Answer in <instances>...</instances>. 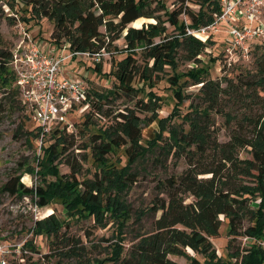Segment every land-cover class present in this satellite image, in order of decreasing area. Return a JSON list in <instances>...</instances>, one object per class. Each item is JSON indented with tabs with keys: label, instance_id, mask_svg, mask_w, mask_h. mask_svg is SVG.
Instances as JSON below:
<instances>
[{
	"label": "trees",
	"instance_id": "16d2710c",
	"mask_svg": "<svg viewBox=\"0 0 264 264\" xmlns=\"http://www.w3.org/2000/svg\"><path fill=\"white\" fill-rule=\"evenodd\" d=\"M177 2L180 7L170 10L159 0H20V4L30 8L27 11L31 16L24 20L26 23L34 21L36 16L54 23L50 40L55 44L68 43L71 52L88 53L90 58L99 55L100 60L105 52L112 49L123 54V59L110 75L114 79L115 93L135 100V107L115 115L112 110L104 112V106L113 105L119 96L113 93V97L104 100L97 92L89 91L88 103L93 114L88 115L86 125L95 123L97 115L114 118L113 124L103 133L92 137L91 146L83 148L91 149L92 158L100 167L93 177L79 178L83 175V167L75 157H71L70 152L76 146L75 138L73 134L66 133L65 128L51 134L59 140L49 145L45 153L51 163L59 158L64 161L70 173L60 175L56 165L50 169L56 181L48 183L44 174L42 184L36 188L25 186L20 176L12 177L0 188V193L30 196L32 199L37 197L35 204L39 208L60 199L67 205L71 217H91L96 226L102 228L111 222L116 224L119 239L109 246L111 257L108 261L111 264H180L172 257L186 258L187 264H200L191 253L210 255L212 240L220 236L224 221H228L233 241L241 236L255 241L264 239L263 52L257 63V75L244 80L245 84L241 86L230 82L224 87L219 81L206 80L203 77L208 74L205 68H194L188 73L195 84H202L201 104H192V110L184 117L185 124L170 131L173 144L160 146V151L167 155L173 152L177 160L184 159L188 167L179 176L158 180L157 188L163 196L158 197L148 212L137 220L141 223L145 216H151L154 218L151 229L137 236L138 242L129 250L125 249L123 231L130 220V211L119 203L117 194L138 181V174L132 167L148 154H154V149L164 141V119H160V133L149 147L143 146L142 129L138 124L141 119L137 113L155 111V106L139 96L148 88L158 105L160 98L153 90L166 67L177 70L176 60L180 52L188 61L197 65L201 63L199 57L207 49V44L189 35L187 30H199L212 24L214 16L222 10L219 0ZM189 4L198 6L199 13L192 11ZM182 16H187L190 24L182 21ZM141 18L155 19L156 22L141 28L133 27L132 24ZM168 25L173 28V34H168ZM120 41L124 42L125 48H118ZM11 58V51H0V91L4 94L0 100V123L9 106L19 103L25 110L18 90L12 86L15 75L10 67ZM94 69L102 73V63H97ZM183 77L187 75L175 73L168 80L171 88L176 89V105L171 116L176 112L178 115L186 102L183 89L186 82L181 84ZM236 105L244 107L241 112L229 111ZM213 114L222 115L229 125L233 123L236 126L230 129L227 142L218 141ZM115 149H124L128 157V163L121 169L109 164L108 156ZM242 150H247L251 158H241ZM84 160L87 161L88 157ZM256 202L258 206L255 208ZM247 221L251 225L245 229ZM69 225V222H62L51 215L35 223V234L47 236L52 244L63 241L69 250L55 248V253L62 258L81 261L85 247L63 235L64 228ZM258 241L254 247L236 252L234 257L238 264H264V249L258 248ZM31 248L34 249L33 246Z\"/></svg>",
	"mask_w": 264,
	"mask_h": 264
},
{
	"label": "rangeland",
	"instance_id": "374dc122",
	"mask_svg": "<svg viewBox=\"0 0 264 264\" xmlns=\"http://www.w3.org/2000/svg\"><path fill=\"white\" fill-rule=\"evenodd\" d=\"M159 1L166 4L170 10L180 7L177 0ZM189 5L192 11L199 13L198 6ZM27 10L29 11L30 8L27 9V6L20 4V0H0V51H14L25 32L35 38L51 41L54 23L40 16H36L34 21L26 23L24 20L31 16ZM181 20L190 24L187 16H182ZM262 20L264 23V13ZM155 22V19L141 18L132 26L141 28ZM224 29L225 27H222L223 31ZM223 31L212 34L207 40V49L199 57L200 64L188 61L183 57L184 53L180 52L176 60L177 70L165 68L161 74L162 79L153 90L160 98L158 105L156 99L151 98L152 95L149 94L150 89L148 88L144 89L139 96L151 106H155V111L137 113L141 119L138 124L142 129L143 146L149 147V143L160 133V119H164L162 121L164 141H161L160 145L154 149V154H148L132 167V170L138 174V181L124 192L117 194L119 203L128 207L130 211V220L123 231L126 251L138 242L137 236L145 234L151 229L154 219L151 216H145L141 223L137 220L142 216L141 214L148 212L158 197L163 196L160 189L157 188L158 180H165L172 175L179 176L188 167L185 160H177L173 152L167 155L166 152L160 151L161 147L167 143L173 144L170 131L185 124L184 117L192 110L191 105L201 104L199 94L202 84H195L188 73L194 68H205L208 74H204L203 77L206 80L219 81L224 87L230 82L234 86L244 85V80L258 73L257 63L264 52V38L254 41L248 58H244L241 55L229 53V37ZM173 33V28L168 25V34ZM117 45L119 49L125 48L123 41L118 42ZM123 57V54H117V51L112 49L110 52H105L101 60L90 57L70 58L61 66V73L68 79L85 80L89 85V90L97 92L104 100L113 97V93L118 95L119 97L114 100L113 105L106 104L103 108L104 112L112 110L115 115L118 112H123L126 108L133 109L135 107V100H129L121 96L120 93H115L114 79L110 75L115 65ZM99 62L102 63V73H97L94 69ZM175 73L187 75L181 80V84L186 82L183 84L186 102L180 107L178 115L176 112L174 116H171L176 105V89L171 88L168 80ZM1 86L0 80V88ZM12 86L17 89L15 83ZM3 96L4 94L0 91V100ZM232 103H230V108L233 107ZM18 108H21L19 103L9 106L0 123V188L16 176H20L21 183L29 188L41 185V178L44 174L48 183H53L56 181V177L50 173V169L56 165L60 175L69 174L70 168L64 161L59 158L51 163L45 153V149L57 142L59 138L50 136L48 141L41 145L36 136L37 125L26 110ZM243 108L241 105H236L229 111L241 112ZM91 113L93 114V110L90 105L86 110H76L69 116V125L66 128V133L73 134L75 138L76 146L70 152L71 157H75L83 167V175L79 177L81 180L92 178L100 168L92 158L91 149H83L84 146H91L92 137L103 133L114 122L112 117L106 118L104 115H97L94 119L95 123L88 126L86 120ZM238 116L240 115L238 114ZM152 120L156 121L152 123ZM212 120L215 123L214 128L218 141L227 142L230 138V129L236 126L233 123L229 125L222 115L213 114ZM240 154L243 159L251 158L247 150H242ZM84 157H88V160L85 161ZM62 159L64 160V158ZM108 159L109 164L115 165L119 169L128 163L124 149H115ZM36 201L37 197L32 199L30 196L17 197L0 193V242L8 244L11 250V254L6 258V264H111L108 261L111 257L109 246L119 239L116 224L111 222L102 228L96 226L95 220L91 217H71L66 209L67 205L60 199L50 201V204L45 208L37 207ZM258 202L254 203L255 208L258 206ZM51 215H55L62 222H69L70 225L64 228L63 235L65 234L66 238L79 241L85 247L86 252L81 261L77 258H62L55 253V248L60 250L66 248L63 241L52 244V240L47 236L35 234V223L44 221ZM250 225L251 223L247 221L245 229ZM257 241L245 236L238 237L233 241L229 235L228 221H224L220 236L212 240V253L210 255L191 253V255L196 256L200 264H238V259L234 257L236 252H244L246 248L254 247L253 245ZM32 246L34 249L31 248ZM69 248L67 247L65 250H69ZM258 248L264 249V239L258 241ZM172 259L180 264L189 263L186 258L172 257Z\"/></svg>",
	"mask_w": 264,
	"mask_h": 264
},
{
	"label": "built area",
	"instance_id": "2783aa9c",
	"mask_svg": "<svg viewBox=\"0 0 264 264\" xmlns=\"http://www.w3.org/2000/svg\"><path fill=\"white\" fill-rule=\"evenodd\" d=\"M221 13L199 30L188 29L204 43L212 34L223 31L228 35L231 55L248 58L252 44L264 38V0H219ZM70 45L35 38L23 33L17 48L12 51L10 67L15 75L19 99L37 125L40 144L48 141L55 130L68 127L69 116L89 106V85L83 79L62 76L61 66L70 58L90 57L88 53L71 52ZM100 60L99 55H95ZM10 246L0 242V264H6Z\"/></svg>",
	"mask_w": 264,
	"mask_h": 264
}]
</instances>
